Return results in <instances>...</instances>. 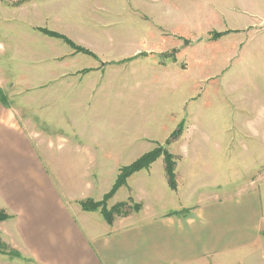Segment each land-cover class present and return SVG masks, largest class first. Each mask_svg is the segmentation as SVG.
I'll list each match as a JSON object with an SVG mask.
<instances>
[{
  "label": "crops",
  "instance_id": "0c3cea01",
  "mask_svg": "<svg viewBox=\"0 0 264 264\" xmlns=\"http://www.w3.org/2000/svg\"><path fill=\"white\" fill-rule=\"evenodd\" d=\"M2 1L0 89L6 96L16 60H22V65L29 63L25 59L32 58L31 39L37 42L44 38L30 35L29 30L20 32L14 10ZM48 1L37 0L31 5L37 9L34 22L43 20V11L46 21L56 19L50 14L63 7L52 5L55 0ZM21 10L24 13L18 25H31V14L25 13L30 12V6L23 4ZM31 72L26 69L21 74L18 87L37 90L39 122L50 129L20 123L0 102V209L11 216L0 225V235L23 256L0 260V264H254L261 258L264 110L237 116L227 129L214 126L207 116L194 115L191 125L186 123L184 135L172 146V152L181 157L178 188H170L163 158L159 159L149 170L135 174L132 183L115 196L117 199L126 192L127 199L128 187L133 189L134 198L142 201V210L110 224L100 211H84L80 201L88 197L97 200L106 193L101 179L110 171L117 177L124 165L117 162L111 168L113 155L132 163L154 147L152 141L166 138L158 131V123L165 122L163 113L152 112L148 118L141 115L121 127L118 148L108 150L106 131L100 126H106L101 120L106 114V71L97 69L86 81L63 79L68 72L60 64H44L36 73ZM170 77L157 76L150 93L173 83L176 77ZM136 84L144 115V106L155 109L159 99ZM52 107L61 109L57 113ZM196 122L207 125L196 128ZM91 123L95 129L85 131L83 126ZM150 127L157 133H151ZM72 162L79 163L80 170ZM47 165L61 180L58 185L48 179ZM67 166L74 172L63 183L60 171ZM62 183L67 187L76 184L77 189L63 190ZM86 188L90 196L98 195H83Z\"/></svg>",
  "mask_w": 264,
  "mask_h": 264
},
{
  "label": "rangeland",
  "instance_id": "374dc122",
  "mask_svg": "<svg viewBox=\"0 0 264 264\" xmlns=\"http://www.w3.org/2000/svg\"><path fill=\"white\" fill-rule=\"evenodd\" d=\"M35 1L37 0L2 1L6 8L14 10L15 22L20 32L29 30L30 35L36 34L44 38L37 42L31 39V46L34 48L32 58L25 59L29 63L22 65V60H16L15 74L9 90L4 91L6 96L0 89V102L3 100L4 107L20 123L31 122L37 129L46 128L39 122L37 90L28 91L18 87L21 74L26 69L36 73L44 64H60L64 72H68L63 79L79 78L81 81H86L97 69L105 70L106 114L101 115V120L106 121V126L104 128L102 123L100 126L102 132L106 131V149L114 151L118 148L119 141L116 138L121 127L129 126L141 115L142 118H148L147 115L152 112L163 113L162 119L165 122L158 123L161 125L160 129L157 124L150 123L152 128L158 129L159 135H165L166 138L152 141L154 147L145 150L144 154L162 147L176 158L177 189V166L181 157L172 152V146L184 135L186 123L191 125L196 118L194 115L207 116L214 126L222 125L227 129L232 127L237 116L258 114L264 110V0H55L52 5L63 7L50 14L56 19L46 21V12L43 11L40 23L34 22V10L37 9L31 5ZM23 4L30 6V12H25L26 15L31 14L29 26L18 25L22 22ZM43 21H46L45 25ZM40 28L67 36L76 45L90 50L93 55L76 52L63 40L39 32ZM4 44L7 46V42ZM36 50L39 51L38 54ZM170 74L176 77L173 83L156 88L150 93L151 84L157 76L171 78ZM135 80L140 83V89L148 88L146 93L159 99L160 105L155 109L144 106V115L141 104L138 103L140 97L135 91ZM31 86L37 87L33 82ZM184 95L185 98H190L184 99ZM60 109L61 107H52L53 112L59 113ZM70 109L72 115L75 114L74 108L69 107L68 110ZM84 117L86 121V114ZM206 125L196 122L193 126L202 128ZM83 127L87 131L94 130L96 126L91 123ZM151 127L150 132L157 133ZM179 129V135L173 138L172 134ZM144 146L147 147V143L144 142ZM113 158L115 160L109 164L111 168L117 162L124 163L123 166L132 164L128 158L125 160L127 162L120 160L118 155H113ZM161 158L164 161V157L159 159ZM72 165L77 170L81 168L77 162H72ZM46 167L48 179L58 185L61 180L51 166ZM141 171L132 174L122 187L128 186L135 174ZM60 172L64 183L65 178H70L74 171L67 166ZM115 177L116 174L110 171L101 179L106 193L100 199L88 197L80 202L90 199L94 202L103 201L112 190ZM63 183V190L77 189L76 184L67 187ZM122 187L107 199V207L110 209L118 203L129 202L131 207L140 204L141 209L126 216H117L115 220L138 213L143 207L142 201L134 198V190L129 187L130 196L127 199L126 192L116 199L115 196ZM170 188L175 190L171 186ZM88 189L83 195H91ZM97 195L96 193L90 197ZM0 211L10 215L4 209ZM8 219L0 221V225ZM262 228L264 238V224ZM10 249L20 257L11 255ZM13 258L23 259V256L4 243L0 235V260L5 262ZM254 264H264V245L261 258Z\"/></svg>",
  "mask_w": 264,
  "mask_h": 264
},
{
  "label": "trees",
  "instance_id": "16d2710c",
  "mask_svg": "<svg viewBox=\"0 0 264 264\" xmlns=\"http://www.w3.org/2000/svg\"><path fill=\"white\" fill-rule=\"evenodd\" d=\"M39 32H41L45 35H49L51 37L63 40L69 46H71L76 52H82V53H85L88 55H93V53L90 50L76 45L70 38H68L67 36H65L63 34H60V33L55 32V31H51V30L46 29V28H40ZM220 35L221 34H218V36H220ZM140 55H143V53H141ZM1 102L3 104V100H1ZM180 131H181L180 129L178 131H175L172 134L173 135L172 137L173 138L177 137L179 135ZM161 156L164 157L165 171H166L168 183L173 189H175V187H176V176H175L176 158L170 152H168L166 149H164L162 147H156L151 152L144 154L142 157H140L137 161H135L131 165L123 166L120 168L119 174L117 176L116 182H115L112 190L105 196L103 201L94 202L93 200L90 199V200L80 202L82 209L84 211H87V212H93V211L100 210V212L102 213V215L104 216L106 221L110 224L115 220V218L117 216H126L133 211H137V210L141 209L140 204H135L134 206L131 207L128 205L129 202L118 203L109 209L106 205V201L108 198H110L116 192V190L118 188H120L126 184L127 179L132 174H134L135 172L141 171V170L149 169L150 166L154 162H156ZM130 202H131V200H130ZM3 212L4 211H0V221L8 219L11 217L10 215L3 213ZM10 251H11L10 252L11 255L14 256L16 254V252H14L13 250L10 249ZM16 257H20V255H17Z\"/></svg>",
  "mask_w": 264,
  "mask_h": 264
}]
</instances>
